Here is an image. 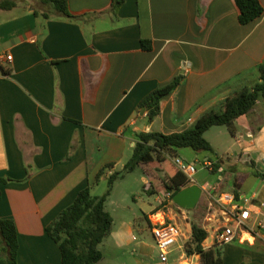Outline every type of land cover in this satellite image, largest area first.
<instances>
[{
	"label": "crops",
	"instance_id": "obj_1",
	"mask_svg": "<svg viewBox=\"0 0 264 264\" xmlns=\"http://www.w3.org/2000/svg\"><path fill=\"white\" fill-rule=\"evenodd\" d=\"M15 1L10 8L0 7V177L9 178L0 182V218L15 223L17 264H60L47 224L80 189L90 185L92 194L94 185L122 169L137 132L181 131L258 80V66L264 62V0H259L261 15L244 24L235 0H124L116 11L111 0H68L72 13L83 14L78 18L57 14L38 0ZM143 39L150 41V49L141 47ZM175 77L178 84L148 122L140 100ZM214 126L222 142L205 137L210 152L218 148L225 156L199 152L202 160L213 163V171H207L215 178L199 175L192 184L204 192L212 225L220 212L214 195L203 189L232 192L240 202L248 198L252 231L240 234L243 241H234L238 245L218 247L222 264H239L247 254L248 264H259L264 181L256 172H264V101L257 100L235 120L233 133L227 126ZM247 163L248 171L241 167ZM105 164L110 166L96 180ZM251 177L254 182L247 189ZM160 192L153 193L156 204H145L142 211L150 234L153 212L176 221L159 209ZM125 208L137 217L130 206ZM109 212L112 229L99 247L97 264H132L130 256L135 264H161L158 254L151 259L153 245L144 240L127 253L136 240L132 224L120 217L114 229L115 214L119 217L121 211L116 207ZM207 238L203 246H215L212 233ZM178 250L184 258L178 246L172 252ZM172 252L167 264H175ZM190 255L193 262L187 259L188 264L194 259L197 264L199 255ZM0 264H6L4 255Z\"/></svg>",
	"mask_w": 264,
	"mask_h": 264
},
{
	"label": "trees",
	"instance_id": "obj_2",
	"mask_svg": "<svg viewBox=\"0 0 264 264\" xmlns=\"http://www.w3.org/2000/svg\"><path fill=\"white\" fill-rule=\"evenodd\" d=\"M38 1L51 5L57 14L69 18L83 16L69 10L68 0ZM123 1L111 0L112 10L116 11ZM235 3L239 9L238 20L243 24L252 21L263 12L259 0H235ZM15 4V0L0 1L1 8H10ZM141 47L150 49V41L141 40ZM178 82L179 78L175 77L170 83L153 89L140 100L139 105L147 110L148 122L159 114L160 100L169 94ZM257 100L264 101V62L258 66L256 82L228 97L220 110H210L201 115L191 126L169 133L154 130L137 132L131 157L121 170H114L106 177L105 192L93 195L90 185H86L77 192L74 200L47 224L45 230L60 250V264H97L101 259L99 244L109 235L113 224V218L105 208V202L114 181L122 177L124 172L133 171L140 164H145L152 171L156 170L162 174L161 187H156L158 184L154 177H148L143 187L146 192L153 194L169 190L173 196L189 185L187 176L169 159L177 155L176 149L190 147L194 151H212L211 144L204 136L205 131L214 125H225L233 133L235 120L246 114ZM109 166L110 164H105L99 169L96 180ZM256 175L264 181V172H256ZM7 180L9 178L0 177V182ZM207 236L208 232L204 227L191 223V236L185 244V252L189 255L198 254V264H222V252L218 246L209 248L203 246L202 242ZM17 246V231L13 219L0 218V255L5 256L6 264H17ZM239 264L248 262L241 261Z\"/></svg>",
	"mask_w": 264,
	"mask_h": 264
},
{
	"label": "rangeland",
	"instance_id": "obj_3",
	"mask_svg": "<svg viewBox=\"0 0 264 264\" xmlns=\"http://www.w3.org/2000/svg\"><path fill=\"white\" fill-rule=\"evenodd\" d=\"M224 126H222V128ZM216 128H219V127L213 126L211 129H209V131H207L205 133V137L212 140L215 143H221L222 141L220 140V137L216 131ZM215 151H216L215 153L208 151V152H210L208 154H211L212 157H215V155L225 156L222 153V151L219 150L218 148H215ZM199 152H202V151H194L190 147H182V148L176 149L177 156L182 157L185 162H189V161L195 162L196 173H195L194 177H198L199 175H205L208 179H214L215 175H213L211 172L207 171L206 167H203L201 165V163H198V161H196L197 159H199L200 162L202 161L201 153H199ZM169 159H171V158H169ZM224 160H225V162L228 161L225 158H224ZM241 167L242 168L244 167L246 171L251 169L248 163L245 165H242ZM152 174L154 176V179H156V182H157L156 184H158V185H156V187H159V186L161 187L162 186V180L160 178H162V174L159 173V171L150 170L144 164H141V168H135L133 171L124 172L123 176L117 178L113 183L111 192L108 195L107 209L110 211L112 208L118 207L119 210L121 211L119 217L116 216V214H115L116 218H115L114 229L116 228V226L121 221H124L125 223L127 222L130 225L132 224V229H133L132 232L135 235L136 240L133 241V244H130L129 246L126 247V249H125L126 252L129 253L131 247L134 246V244L138 243L140 240H144L148 244L153 245L152 252H150V253H151V256H153L151 259L154 260L156 258L157 253H158V250L155 246L154 239H152V235L150 234V231L148 228L149 224L147 227L146 219L144 218V215L142 213V211H145L144 208L147 204H156V200H155L156 194H149L143 188L145 185V182H144V180H143L144 178L142 176H145L146 183H147L148 176H150ZM252 182H254V181H253V178L251 177L249 180H247V183L245 184V188L248 189V187L250 186V184ZM106 188H107L106 180H101V181H99L98 184L94 185L93 190H92V194L93 195H100V194L105 192ZM160 193H162V192H160ZM125 205L130 206V208H132L131 210H133L137 214V217L131 215L130 210L125 208ZM158 206H159V209L164 210L167 215H169V216L174 215L175 216V218H176L175 222H177L179 224L178 226L181 228V231L183 232L182 242L184 243V246H185L186 242L189 241V239H190L191 223H193V222L199 224L200 226L204 227L207 230V232H208L207 242L210 240V234L212 233V229H214V228L212 225L213 220H211L210 218H206V213L208 210H207V199L204 195V192L200 196L198 202L196 203V205L193 208H183V207L178 206L174 202H171L169 204L166 203L165 205L159 204ZM120 217H123V218H121V221H119L120 219H118ZM159 217L160 216H157V215L154 216V218H159ZM171 221H174V219L172 218ZM177 223H175V224H177ZM141 226H142V229H141ZM187 237H188V239H187ZM243 237H248V235L243 234ZM105 242H106V238L99 244V247L103 248ZM231 244H237L238 245L237 242H234ZM225 245H227V244H225ZM240 247H245V245H242ZM178 253H179V250L172 252V257L170 258V262H173L175 264H188L187 259H188V261L193 262V256L185 253L184 258H179ZM248 257H249L248 254L244 255V257L242 258V261L248 262L249 261ZM172 258H174V259H172ZM257 259H258L257 263H259V264L261 262H264V253L261 252L260 255H258ZM130 262L132 264H135V262L132 259V256H130ZM193 264H196L195 259H194Z\"/></svg>",
	"mask_w": 264,
	"mask_h": 264
},
{
	"label": "built area",
	"instance_id": "obj_4",
	"mask_svg": "<svg viewBox=\"0 0 264 264\" xmlns=\"http://www.w3.org/2000/svg\"><path fill=\"white\" fill-rule=\"evenodd\" d=\"M5 58L10 60L11 55L7 54ZM171 160L187 176L189 184H192L196 173L195 162H185L182 157L177 155L172 157ZM198 163H201L210 170L213 168V163L208 159L202 160L201 162L198 161ZM204 190L214 195L217 209L220 212L219 216L215 218V223L213 225L214 229H212L213 244L215 246H223L234 242L236 239L243 241L240 238V234L243 232L250 233L252 231L250 220L253 211L252 204L248 198L243 197L242 202H240L232 192H217L214 187H208ZM157 201L161 205L173 202L172 192L163 190L162 193L158 195ZM158 212L157 210L151 214L153 217L156 215H160V217L151 219L150 229L155 246L158 250L159 262H161V264H167L169 255L174 246H178L181 252H183V255L185 254V246L182 242L183 233L177 224L171 221V219H167L163 213ZM257 222L258 225H262L261 222Z\"/></svg>",
	"mask_w": 264,
	"mask_h": 264
},
{
	"label": "water",
	"instance_id": "obj_5",
	"mask_svg": "<svg viewBox=\"0 0 264 264\" xmlns=\"http://www.w3.org/2000/svg\"><path fill=\"white\" fill-rule=\"evenodd\" d=\"M201 192L202 188L198 184H189L177 191L172 196V200L180 207L193 208L198 202Z\"/></svg>",
	"mask_w": 264,
	"mask_h": 264
}]
</instances>
